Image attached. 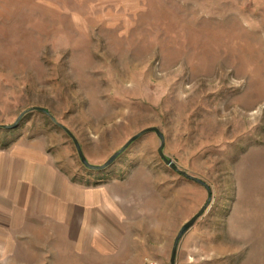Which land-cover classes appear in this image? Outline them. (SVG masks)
Segmentation results:
<instances>
[{
  "label": "rangeland",
  "instance_id": "rangeland-1",
  "mask_svg": "<svg viewBox=\"0 0 264 264\" xmlns=\"http://www.w3.org/2000/svg\"><path fill=\"white\" fill-rule=\"evenodd\" d=\"M109 166H102L135 135ZM264 264V0H0V264Z\"/></svg>",
  "mask_w": 264,
  "mask_h": 264
},
{
  "label": "water",
  "instance_id": "water-1",
  "mask_svg": "<svg viewBox=\"0 0 264 264\" xmlns=\"http://www.w3.org/2000/svg\"><path fill=\"white\" fill-rule=\"evenodd\" d=\"M148 131H156L158 133V135L161 137V140H162V144H161V147H160V153L161 155L164 157V159L167 161V163L174 169H176L179 173H181L182 175H184L185 177L187 178H190V179H193L203 185H206L202 180L186 173L185 171H182L180 170L174 163L173 160H169L165 157V155L163 154V147H164V135L161 133V131L156 128V127H153V128H149V129H146L144 131H142L141 133L135 135L134 137H132L125 145L124 147L119 150L117 153H115L112 158L107 161L104 165L102 166H95V165H91L90 163H88V161L86 160V158L84 157L83 155V152L81 150V147L78 143L77 140H75V143L77 145V148H78V151H79V154L83 160V162L90 168H93V169H103L107 166H109L133 141H135L139 136H141L143 133L145 132H148ZM208 206V203L201 209V211L199 213H197L192 219H190L183 227L182 229L180 230L179 234L177 235L176 239H175V243H174V246H173V249H172V255H171V260H170V264H176V260H177V252H178V247H179V243H180V240L181 238L183 237V235L196 223V221L204 214L206 208Z\"/></svg>",
  "mask_w": 264,
  "mask_h": 264
},
{
  "label": "built area",
  "instance_id": "built-area-1",
  "mask_svg": "<svg viewBox=\"0 0 264 264\" xmlns=\"http://www.w3.org/2000/svg\"><path fill=\"white\" fill-rule=\"evenodd\" d=\"M144 264H162L158 260L147 259Z\"/></svg>",
  "mask_w": 264,
  "mask_h": 264
},
{
  "label": "crops",
  "instance_id": "crops-1",
  "mask_svg": "<svg viewBox=\"0 0 264 264\" xmlns=\"http://www.w3.org/2000/svg\"><path fill=\"white\" fill-rule=\"evenodd\" d=\"M149 259V258H148ZM147 260V259H146Z\"/></svg>",
  "mask_w": 264,
  "mask_h": 264
}]
</instances>
